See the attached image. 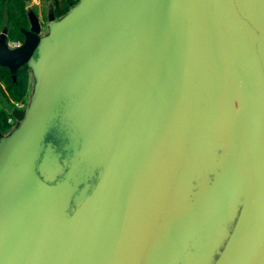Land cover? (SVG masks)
<instances>
[{
  "label": "water",
  "instance_id": "1",
  "mask_svg": "<svg viewBox=\"0 0 264 264\" xmlns=\"http://www.w3.org/2000/svg\"><path fill=\"white\" fill-rule=\"evenodd\" d=\"M187 2L195 36L210 59L214 101L220 94L226 101L217 130L227 135V145L218 175L179 216L147 264L177 233L180 239L167 264H180L195 238L212 224V216L237 199L241 200L238 218L214 264H251L264 240V144L259 142L245 49L263 87L264 79L227 0ZM49 19L55 20L53 13ZM5 41L6 35H1L0 66L16 75L29 65L41 96L28 110L3 101L24 127L19 153L3 170L10 175L16 200L40 190L51 201L29 209L4 231L0 250L6 256L31 245L34 264H41L39 249L49 235L83 224L90 231L88 259L97 264L105 240L118 228L117 196L130 201L144 197L136 220L146 214L166 155H172L177 145L173 98L160 90L154 62L159 52L154 0H81L80 8L49 40L40 39L34 26L20 49L10 51ZM212 106L207 122L214 117ZM189 180L186 175L179 184L173 213ZM93 215L100 221L95 222Z\"/></svg>",
  "mask_w": 264,
  "mask_h": 264
},
{
  "label": "rangeland",
  "instance_id": "2",
  "mask_svg": "<svg viewBox=\"0 0 264 264\" xmlns=\"http://www.w3.org/2000/svg\"><path fill=\"white\" fill-rule=\"evenodd\" d=\"M80 3V0L76 2L64 15L54 32L69 15L80 8ZM154 4L159 44L158 55L154 57L155 68L160 90L163 93L169 92L173 98L179 129L175 150L172 155L170 153L166 155L165 167L159 176L160 183L156 187L158 190L153 203L146 214L137 218L130 234L124 233V237L127 236L123 241L126 264L148 263L156 246L175 228L179 216L194 204L218 175L221 158L227 145V135L217 130V123L225 109L226 101L222 94L217 101H214L215 95L212 87L214 74L210 59L204 46H201V40L196 38L193 31L187 0H154ZM227 4L235 21L250 42L264 79V2L227 0ZM2 14L0 12V15ZM51 37L52 35L43 38L47 41ZM32 75V91L29 100L35 107L41 96V88L35 71ZM176 94L183 99V105L176 98ZM212 103L215 105L214 117L212 121L207 122L206 114L210 109V112L213 110ZM23 128L21 126V131L17 135H11L3 141L0 139V147L3 142V147L0 148L3 149L0 158L4 162L18 155L17 144ZM202 135H204V140L201 139ZM186 175H190V180L173 213L181 190L179 184ZM9 182H11L10 179L6 178L5 183L10 185ZM0 189L3 190L2 186ZM14 192L13 186L9 201L0 202V207L6 214L11 213L12 220L16 221V217L25 215L22 212L25 199L16 200ZM240 206L241 200L237 199L227 204L217 215L214 214L212 224L205 226L202 230L206 229L205 232L202 235L200 232L199 237L197 236L200 243H197L196 237L180 264H214L234 228ZM1 227L2 224H0V229ZM77 232L79 233V230L75 229L73 233L77 234ZM132 234L133 236L130 237ZM55 241L57 243L68 242L67 239ZM61 252H63L62 248ZM12 255V258H17L18 263L21 257L20 252ZM62 256L64 257V254ZM251 264H264V240Z\"/></svg>",
  "mask_w": 264,
  "mask_h": 264
},
{
  "label": "flooded vegetation",
  "instance_id": "3",
  "mask_svg": "<svg viewBox=\"0 0 264 264\" xmlns=\"http://www.w3.org/2000/svg\"><path fill=\"white\" fill-rule=\"evenodd\" d=\"M264 49V44H263ZM9 186V185H8ZM13 187V186H12ZM11 190V189H10ZM9 190V191H10ZM9 195H11L9 193ZM25 203L22 204V209L24 212L22 216L16 217V222H20L27 214L29 209H36L42 204L50 202V196L40 190H34L32 193L24 194ZM144 197L133 198L130 201L129 198H125L123 195L117 196L115 199V207L118 212V228L115 230L104 242L101 258L97 264H126L127 259L124 253L125 243L124 233H128L133 229L132 226L136 221L139 207L144 201ZM22 203V202H21ZM130 205H133L132 207ZM18 207V205H17ZM21 209V210H22ZM136 210V211H134ZM13 213V212H12ZM16 216V211L14 210ZM11 213L6 214V219L8 222L7 230L13 228V223L15 222L10 217ZM13 215V214H12ZM92 219L95 222H99L100 219L93 215ZM75 229L79 230L77 234L73 233ZM126 234V235H128ZM133 236L130 235V237ZM67 239L68 242L57 243L55 240ZM90 239L89 228L83 224L76 225L70 231H55L48 236L47 240L40 246L39 249V259L41 264H94L89 257L88 241ZM61 248L63 252H61ZM21 257L17 263V258H12V254L3 255L0 250V264H34L32 256L31 245L24 246L19 251ZM22 252V253H21ZM125 252L126 249H125ZM16 253V252H15ZM64 254V257L62 256ZM126 261V262H125Z\"/></svg>",
  "mask_w": 264,
  "mask_h": 264
},
{
  "label": "crops",
  "instance_id": "4",
  "mask_svg": "<svg viewBox=\"0 0 264 264\" xmlns=\"http://www.w3.org/2000/svg\"><path fill=\"white\" fill-rule=\"evenodd\" d=\"M25 2V9L27 11L28 20L30 23V27L37 26L39 29V38L44 40L49 35H52L54 32L55 27L58 25L59 21L64 17V15H59V12L62 10L63 0H24ZM8 6L2 7L0 5V10L2 11V15H0V36L6 35L7 36V29H8V15L7 10ZM5 11V12H4ZM51 13L54 14L55 20L53 22L50 21L49 17ZM4 15V16H3ZM66 15V14H65ZM5 21V22H4ZM44 37V38H43ZM33 69H30L29 73V84H28V90L26 95V101L28 102V109L33 106V102H30V94L32 91V81H33ZM5 110V111H4ZM0 112H2L1 115V122H0V139L2 141L4 139H7L11 135H17L21 131L22 124L15 121L12 116L8 113V111L5 109L3 101H0ZM7 118V124H4V120ZM3 123V124H2ZM5 125V127L3 126ZM3 147V142L2 146ZM0 147V148H1ZM3 149H0V155L2 154ZM1 157V156H0ZM10 161V160H9ZM7 161V162H9ZM7 162H4L2 158H0V186H2L3 190L0 189V202H8L9 201V193H11L12 184L9 182V186L5 183L6 178H9V174L5 173L3 170L5 167V164ZM10 190V191H9ZM11 217V215H10ZM0 220L2 221L0 224H2L1 231H0V237L4 231H6V213L5 211H2L0 207Z\"/></svg>",
  "mask_w": 264,
  "mask_h": 264
},
{
  "label": "trees",
  "instance_id": "5",
  "mask_svg": "<svg viewBox=\"0 0 264 264\" xmlns=\"http://www.w3.org/2000/svg\"><path fill=\"white\" fill-rule=\"evenodd\" d=\"M75 3V0H63V8L59 12V15L67 14ZM0 5L2 7L8 6V10L6 9L9 21L6 32L7 37L10 40L24 43L31 30L24 0H0ZM0 12L2 11L0 10ZM30 69L31 67L29 65H24L18 69L16 75H12L7 67L0 66V101L13 103L26 100ZM1 115L2 112H0V119H2ZM3 120L4 124H7V118ZM3 127H5V125ZM205 230L202 231L201 235ZM198 237L196 238V241L197 243H200Z\"/></svg>",
  "mask_w": 264,
  "mask_h": 264
},
{
  "label": "bare ground",
  "instance_id": "6",
  "mask_svg": "<svg viewBox=\"0 0 264 264\" xmlns=\"http://www.w3.org/2000/svg\"><path fill=\"white\" fill-rule=\"evenodd\" d=\"M192 3V2H191ZM193 4V3H192ZM193 7L194 4H193ZM249 64L251 67V84L253 87L254 100L256 105L257 117H258V125H259V142L260 145L264 144V87L263 80L260 76V73L256 69V66L251 58L250 52L248 49H245ZM176 235H179L177 233ZM176 235L172 238V240L167 241L163 244L157 251L154 253L150 264H167L170 258L173 255V251L180 239V236L176 238Z\"/></svg>",
  "mask_w": 264,
  "mask_h": 264
},
{
  "label": "built area",
  "instance_id": "7",
  "mask_svg": "<svg viewBox=\"0 0 264 264\" xmlns=\"http://www.w3.org/2000/svg\"><path fill=\"white\" fill-rule=\"evenodd\" d=\"M75 1L78 2L79 0H75ZM5 43L7 45V48L10 51H16L23 46V43H21L19 41L10 40L7 36H6ZM11 105H13L14 108L19 109V110H28V102L26 100L22 101V102H13V103H11Z\"/></svg>",
  "mask_w": 264,
  "mask_h": 264
}]
</instances>
